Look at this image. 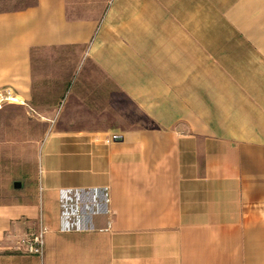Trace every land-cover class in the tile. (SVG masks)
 I'll return each mask as SVG.
<instances>
[{"label": "crops", "instance_id": "obj_1", "mask_svg": "<svg viewBox=\"0 0 264 264\" xmlns=\"http://www.w3.org/2000/svg\"><path fill=\"white\" fill-rule=\"evenodd\" d=\"M68 3L0 9V87L50 120L30 156L0 144L15 166L0 264H264V0H97L86 16ZM65 46L74 71L89 61L148 122L72 123L83 86L69 74L50 98L59 84L33 63ZM104 187L110 213L65 229L63 193ZM40 218L42 256L18 245Z\"/></svg>", "mask_w": 264, "mask_h": 264}, {"label": "rangeland", "instance_id": "obj_2", "mask_svg": "<svg viewBox=\"0 0 264 264\" xmlns=\"http://www.w3.org/2000/svg\"><path fill=\"white\" fill-rule=\"evenodd\" d=\"M96 1L68 0L69 14L71 16L90 15L95 9L103 7L102 4H96ZM33 2L34 0H0V9L21 8ZM39 50L38 53L34 54V68L38 70V73L49 74L47 77L51 79L45 78L49 80V84L53 80H56V84H59V86L56 85L57 90L49 93L50 98L65 93L69 74L72 81L76 80L83 86L80 94L79 91L77 92L78 99L79 97L80 99L84 98L83 107L79 105V102H75L73 105L71 104L72 109L67 111L64 109L72 123L90 127H106L112 124L113 126L130 129L148 122L147 118L120 91L116 92L113 87L109 89V86L107 88V85H104L108 82L106 75L89 61L86 60L80 72L79 69L74 71V62L76 56H78L77 47L65 46ZM94 81H97V85L93 83ZM98 83H101L102 86ZM40 88L41 85H38L37 90H40ZM46 94L47 92L42 94L43 98L46 97ZM38 95L42 98L39 92ZM43 101L45 102V100ZM66 104L69 105L68 100ZM32 105H34L32 102H25L23 105L12 103L4 104L0 108V144H5L7 141L6 144L12 146L9 152H12V156L15 155L14 147L16 144L22 147L23 155L30 156L34 149L32 145L35 144V140L41 139L45 133L46 124H49V118L41 116L35 111L36 108L33 110ZM62 114L63 110L59 116ZM2 159L0 156V199L13 190L11 176L14 175L15 168L13 165H1Z\"/></svg>", "mask_w": 264, "mask_h": 264}, {"label": "built area", "instance_id": "obj_3", "mask_svg": "<svg viewBox=\"0 0 264 264\" xmlns=\"http://www.w3.org/2000/svg\"><path fill=\"white\" fill-rule=\"evenodd\" d=\"M6 103H22V101L10 87H0V108ZM109 201V191L105 187L65 191L60 199L64 228L79 227L76 224L77 217L81 213H110ZM46 232L47 227L40 218L38 229L18 240L19 247L26 253L42 256Z\"/></svg>", "mask_w": 264, "mask_h": 264}, {"label": "water", "instance_id": "obj_4", "mask_svg": "<svg viewBox=\"0 0 264 264\" xmlns=\"http://www.w3.org/2000/svg\"><path fill=\"white\" fill-rule=\"evenodd\" d=\"M20 185H21V183L19 181L14 182L15 187H19Z\"/></svg>", "mask_w": 264, "mask_h": 264}]
</instances>
